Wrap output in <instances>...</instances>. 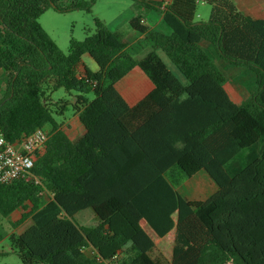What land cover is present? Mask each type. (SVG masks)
I'll return each mask as SVG.
<instances>
[{
    "label": "trees",
    "instance_id": "1",
    "mask_svg": "<svg viewBox=\"0 0 264 264\" xmlns=\"http://www.w3.org/2000/svg\"><path fill=\"white\" fill-rule=\"evenodd\" d=\"M203 1L206 21L196 0L144 2L171 34L141 14L115 31L96 19L65 54L39 18L90 5L0 0V132L18 143L51 127L32 180L0 184V243L20 212L8 238L23 264H264V0ZM217 60L254 74L247 100L231 97ZM135 69L150 89L123 97L117 85ZM69 109L86 130L76 142L56 119ZM200 171L218 190L189 201L177 188ZM87 209L94 226L75 219Z\"/></svg>",
    "mask_w": 264,
    "mask_h": 264
},
{
    "label": "rangeland",
    "instance_id": "2",
    "mask_svg": "<svg viewBox=\"0 0 264 264\" xmlns=\"http://www.w3.org/2000/svg\"><path fill=\"white\" fill-rule=\"evenodd\" d=\"M73 1H79L84 4L90 5V11L84 8L74 9L68 12H56L54 10H48L39 18V23L53 38L61 51L65 54L68 53L69 43L72 38L82 41L89 34H92L96 30V19L101 20L109 30L115 31L122 25L129 22L135 16L141 14L147 19V24L151 28L161 29L162 32H169V27L161 21L160 12H151L149 10L144 11V2H164L162 0H66V4H70ZM211 7L204 3L198 2L197 20L206 21L209 18ZM150 48L145 47L138 55L139 58L144 57ZM159 57L165 62L168 69L182 82L186 80L183 75L177 70V68L170 62L168 57L162 52L157 51ZM83 62L92 71H97L98 67L93 59L89 55L83 56ZM217 66L224 70L227 75L226 89L231 96H234V100L237 102L247 100L250 95L255 92L257 86L255 76L252 72L246 69H239L231 66H227L224 61L217 60ZM79 73H83V69L79 70ZM143 74L138 69L125 78L121 83L117 85V90L123 89L126 93L138 92L141 87L143 91H147L146 81L142 80ZM146 79V78H145ZM126 81V82H125ZM142 91V92H143ZM65 96V91L60 89L52 94V98L57 101ZM89 97L92 99L93 95ZM59 123H62L63 129L70 135H79L81 130V124L76 114L72 109H69L65 115L56 117ZM73 141L77 140L71 137ZM202 174L209 180V185H206V180L201 178H194L192 180L184 181L180 186V193L185 197L188 196L196 200H205L216 189V184L208 176L205 171ZM203 188L205 191L203 192ZM94 212L89 209L81 212L76 216V221L83 225H93L90 214ZM19 212L13 214L8 220L4 222V234L5 238L0 243V264H23L16 253L10 250L9 235L13 232L10 227L9 221H13L16 217L18 219ZM29 224L24 226L23 230H26ZM21 231V229H20Z\"/></svg>",
    "mask_w": 264,
    "mask_h": 264
},
{
    "label": "built area",
    "instance_id": "3",
    "mask_svg": "<svg viewBox=\"0 0 264 264\" xmlns=\"http://www.w3.org/2000/svg\"><path fill=\"white\" fill-rule=\"evenodd\" d=\"M49 137L50 131L43 128L23 136L18 143H10L0 132V184L32 180L33 155L43 150Z\"/></svg>",
    "mask_w": 264,
    "mask_h": 264
},
{
    "label": "crops",
    "instance_id": "4",
    "mask_svg": "<svg viewBox=\"0 0 264 264\" xmlns=\"http://www.w3.org/2000/svg\"><path fill=\"white\" fill-rule=\"evenodd\" d=\"M162 1H164L165 3H169L171 0H162ZM200 2H204L203 0H200ZM205 3V2H204ZM263 9H264V6H263ZM145 11V10H144ZM149 11H151V12H153V13H155V12H158V11H156V10H153V9H150ZM198 15V14H197ZM196 18H197V16H196ZM161 21H162V24L163 23H165L164 21H163V15L161 14ZM143 22H144V24L145 25H147L148 26V24H147V19H146V17L144 16L143 17ZM166 24V23H165ZM167 25V24H166ZM123 26V25H122ZM150 29H153V30H156V31H159V32H162V25H161V29H156V28H154V25H153V28H151L150 26H148ZM170 29V28H169ZM171 29H170V31L169 32H167V33H165V32H162V33H164V34H171ZM203 46L206 48L207 47V44H203ZM84 63V62H83ZM80 69H83V67H81V68H79V70ZM239 69H241V68H239ZM142 74V73H141ZM144 76V75H143ZM141 77V76H140ZM6 78V76H5V74L3 73V72H0V98H1V96H2V86H3V82H4V79ZM126 78H128V76L126 77ZM146 77L144 76V77H141V79L144 81H146L147 80V78L145 79ZM126 82V81H125ZM146 83H147V81H146ZM137 88H139V90H138V92H135V90L133 91V92H130V93H126L125 91H123V89L121 88V89H119V93L123 96V97H127V96H132V97H141L143 94H145V92H147V91H149V89H150V86L148 87L147 86V91H143V89L139 86H137ZM225 88H226V86H225ZM227 90V89H226ZM143 91V92H142ZM228 91V90H227ZM230 94V93H229ZM233 99H234V96H231ZM236 101V100H235ZM241 102H243V101H241ZM77 115V114H76ZM77 117H78V115H77ZM78 120H79V118H78ZM80 122V121H79ZM81 124V123H80ZM46 130H48V131H51V127L50 126H46V127H44ZM64 130V129H63ZM80 130H81V132H80V134L79 135H73V136H70L65 130V132H66V134H67V136L71 139V137L72 138H74V139H77V140H75V141H73L72 139V141L73 142H76V141H78L81 137H83L84 135H85V133H86V130H85V128L83 127V125L81 124V128H80ZM209 176V175H208ZM197 177V179H198V177H199V179L201 178L202 180H206V185L208 186L209 185V180L205 177V175H203L202 174V171H200L199 173H197L194 177H192L191 179H187V180H192V179H194V178H196ZM210 177V176H209ZM214 182V181H213ZM215 183V182H214ZM216 184V183H215ZM177 190L180 192V190H179V187L177 188ZM218 190V187H217V185H216V189L212 192V194H214L216 191ZM205 191V189L203 188V192ZM181 194V193H180ZM212 194H210V196L212 195ZM182 195V194H181ZM183 196V195H182ZM209 196V197H210ZM184 197V196H183ZM208 197V198H209ZM184 198H186L187 200H189V201H202V200H196V199H193V198H191V197H189V194H188V196H185ZM207 198V199H208ZM206 200V199H205ZM87 210H89V209H87ZM92 210V209H91ZM86 211V210H85ZM18 212V211H17ZM17 212H15L14 214L16 215V213ZM81 212H83V211H81ZM80 212V213H81ZM79 213V214H80ZM20 217V212H19V216H18V218ZM90 218H91V221H93V225H90V226H94V225H96L97 223H98V218L96 217V215L95 214H93V213H91L90 214ZM15 220H17V218L15 217L14 218V220L13 221H15ZM81 225H83V224H81ZM83 226H87V225H83ZM89 226V225H88ZM87 252L89 253V254H93L92 253V251H90V250H87ZM155 254L157 255V254H159L157 251H155Z\"/></svg>",
    "mask_w": 264,
    "mask_h": 264
}]
</instances>
